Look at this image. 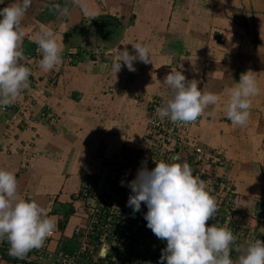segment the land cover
Masks as SVG:
<instances>
[{"label":"crops","instance_id":"0c3cea01","mask_svg":"<svg viewBox=\"0 0 264 264\" xmlns=\"http://www.w3.org/2000/svg\"><path fill=\"white\" fill-rule=\"evenodd\" d=\"M12 2L5 0L0 8ZM82 2L87 15L73 0H32L22 20L25 62L42 27L53 31L63 59L50 71L30 60L26 94L13 101L29 110L32 120L26 126L8 127L12 112L0 109V168L15 173L21 198L35 200L54 218L51 249L81 248L74 231L84 224V208L81 200L71 199L84 186L104 187L108 162L142 147L151 102L171 97V92L162 94L161 84L172 70L220 96L197 118L192 133L224 152L227 164L220 172L253 232L248 244L264 241V0ZM56 5L69 14L61 15ZM138 42L150 48L151 63L137 60L135 71L122 64L115 76L117 48L135 54L132 44ZM249 70L259 93L252 98L247 124L237 126L226 116L227 90ZM4 257L3 264H18Z\"/></svg>","mask_w":264,"mask_h":264},{"label":"clouds","instance_id":"9594fccd","mask_svg":"<svg viewBox=\"0 0 264 264\" xmlns=\"http://www.w3.org/2000/svg\"><path fill=\"white\" fill-rule=\"evenodd\" d=\"M4 2L0 0V4ZM73 2L85 15L89 14L82 0ZM31 4L32 0H13L0 8V109L10 106L29 86L31 68L25 64L21 43L24 38L22 20ZM56 8L61 15L69 14L67 7L56 5ZM33 39L42 56L38 61L42 70H53L62 62L63 49L51 29L42 27ZM132 47L135 54H130L127 48H117L111 66L115 76L122 64L129 71H135V61L151 63V50L147 45L138 42ZM161 85L164 86L162 94L171 92V97L156 109V115L174 123L194 122L208 105H216L220 100L218 94L199 89L196 80L186 81L181 71L172 70ZM258 93L255 73L251 70L242 73L239 82L227 90L228 120L245 126L251 115L252 98ZM142 164L135 179L128 184L132 194L127 206L135 213L141 210L143 202L147 207L144 215L147 227L166 241L159 264H264V241L260 239L249 243L236 260L231 258L236 241L233 232L215 224L207 226L218 210L215 197L207 191L210 181L194 176L191 166L186 161L181 162L179 155L172 157V162H155L151 170L146 161ZM54 228V218L47 215L38 202L19 196L15 173L0 168V241L6 239L9 243V256L22 259L32 249L40 248ZM107 251V245H103L100 257L104 258Z\"/></svg>","mask_w":264,"mask_h":264},{"label":"built area","instance_id":"2783aa9c","mask_svg":"<svg viewBox=\"0 0 264 264\" xmlns=\"http://www.w3.org/2000/svg\"><path fill=\"white\" fill-rule=\"evenodd\" d=\"M37 54L41 55L39 51ZM29 67L31 68V65ZM167 100L154 99L150 104L144 149L136 155L129 156L124 153L119 161H116L120 168L111 169L107 173L109 180L100 194L96 193L94 187H85L82 207L84 224L74 231V235L81 241V248L73 252L52 250L50 245L56 235V231L53 230L40 248L32 249L22 259L16 258L18 264L22 262L43 264L51 260L55 264H159L162 250L167 246L166 241L156 237L147 227V221L144 219L147 207L143 202L139 212L134 213L132 208L127 206L129 196L132 194L128 184L135 179L138 170L143 166L142 162L146 161L147 168L151 170L155 167V162L161 160L172 162V157L177 155L181 162L186 161L191 166L194 176L210 181L208 184L212 186L213 197H220L217 203L219 213L214 214L208 223L217 227L224 225L233 232L236 237L233 250L239 246L240 229L251 238L253 232L248 223L239 221L241 209L234 190L225 182H218L213 176L204 177L203 163H210L219 158L220 153L205 148L197 139L191 137L197 120L184 124L174 123L169 118L160 119L156 115V109ZM1 110L5 114L12 112L10 106ZM14 114L17 116L13 117ZM21 116L22 118H18ZM19 119H23L26 126L27 120H32L29 110L24 108L19 112L13 110L6 118V124L10 127ZM121 181H124V186H121ZM234 221L235 226H231ZM156 243H160L159 247ZM103 245H107L108 251L104 258H101L100 249ZM96 246L99 250H96ZM9 247L6 239L0 241L1 257L9 256ZM233 250L231 258L236 260Z\"/></svg>","mask_w":264,"mask_h":264},{"label":"rangeland","instance_id":"374dc122","mask_svg":"<svg viewBox=\"0 0 264 264\" xmlns=\"http://www.w3.org/2000/svg\"><path fill=\"white\" fill-rule=\"evenodd\" d=\"M37 48H38V46L36 45V43H35V51H34V54L33 55H31L28 59H27V61L25 62V64H26V66H28L29 67V65H31V75H32V70H33V65H32V63L30 62V60H33V61H38V60H40L41 58H42V56L41 55H38L37 54ZM66 56H68V57H71L72 55H70V54H68V55H66ZM31 75H30V77H31ZM30 77H29V80H30ZM22 94L24 95V94H26V89H24V91H22V93H21V97H22ZM10 107H11V109H12V113H13V110H15L16 112H19L21 109H22V103L21 102H19V101H16L15 103L13 102L11 105H10ZM17 116V114H14L13 115V117L14 116ZM47 116V115H46ZM18 118H22V116L21 117H18ZM6 122V121H5ZM16 123H19V125H22V126H20L21 128L22 127H24V123H25V121L23 120V119H19L18 121H16ZM7 125V124H6ZM8 126V125H7ZM193 130V129H192ZM146 133H147V131H146ZM146 135V134H145ZM191 137L192 138H195V139H197L198 141H199V143L200 144H202L205 148H208V149H214V150H217L219 153H220V155H219V158L217 157L215 160H212V161H210V163H203V165H202V170L205 172V174H204V177L205 176H213L214 178H215V180H217L218 182H225L227 185H230V182H229V180L226 178V176H224L221 172H220V170L222 169V168H226V159H225V155H224V152L221 150V149H219V148H210L208 145H206V144H203V143H201L200 142V140L198 139V137H194V134L193 133H191ZM145 137V136H144ZM144 147H145V138H143L142 139V147L140 148V149H136V150H134V151H127V154L130 156V155H136L137 153H139V152H141L143 149H144ZM123 154H121L119 157H117V158H114V159H111L110 161L111 162H108L109 163V165H108V172H110V170L112 169H119L120 167H119V165H118V162H116L121 156H122ZM115 161V162H114ZM119 161V160H118ZM107 175V174H106ZM106 180L108 181L109 180V178H108V175L106 176ZM98 185H100L99 183H98ZM97 191H96V193L97 194H100L101 193V191L103 190V187H101L100 189H99V187H96L95 188ZM211 189H212V186H210L209 184H207V191H209V193L211 194ZM84 192H85V186L75 195L76 197H73L72 199H71V203H73V202H75L76 200H81V204H82V207H84V202H83V195H84ZM212 195V194H211ZM220 197H215V199H216V202L218 203L219 201H220V199H219ZM57 206V205H56ZM57 209H55V211H56ZM219 212L217 211L215 214H218ZM214 217V216H213ZM244 218H243V216H242V213H241V219L239 220L240 222H243V223H247L246 221H244L243 220ZM209 220H212V218H210ZM207 226H211L208 222H207ZM231 226H235V221L231 224ZM221 227H224V225L223 226H221ZM239 246H238V249L239 250H237V248L235 249V250H233L234 251V253H235V259H237L238 258V256L243 252V250L245 249V247H246V245H248V242L249 241H251L250 240V238L246 235V233H245V231H242V229H240V234H239ZM159 244L160 243H156V245L159 247ZM96 250H99V247H97L96 246ZM31 263H37V262H31Z\"/></svg>","mask_w":264,"mask_h":264},{"label":"trees","instance_id":"16d2710c","mask_svg":"<svg viewBox=\"0 0 264 264\" xmlns=\"http://www.w3.org/2000/svg\"><path fill=\"white\" fill-rule=\"evenodd\" d=\"M102 20H105V19L103 18ZM117 25H118V28L121 27V24L118 23ZM4 256H5L4 258H6V259H9V260L14 259L16 261V258H14V257L8 256V255H4Z\"/></svg>","mask_w":264,"mask_h":264}]
</instances>
